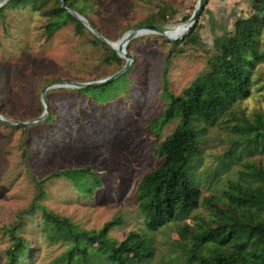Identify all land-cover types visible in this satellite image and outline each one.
Returning <instances> with one entry per match:
<instances>
[{
	"label": "rangeland",
	"instance_id": "rangeland-1",
	"mask_svg": "<svg viewBox=\"0 0 264 264\" xmlns=\"http://www.w3.org/2000/svg\"><path fill=\"white\" fill-rule=\"evenodd\" d=\"M78 2L100 32L114 42L150 20L183 23L198 0ZM52 6L54 1L44 10ZM164 9L167 23L162 22ZM44 10L35 11L31 4L9 7L0 17V113L11 122L33 121L43 114L42 91L47 82L98 81L124 67L102 63L106 51L93 43L94 34L87 27L83 35H77L70 22L48 38ZM254 14L250 1L210 0L179 45L159 34L141 35L126 50L132 56V71L83 93L75 88L48 91L49 114L36 125L15 127L0 121V264L6 263L7 250L13 244L8 228H16L29 245L20 264H62L60 257L69 244L49 240L40 205L86 230H100L121 219L109 231L112 239L122 242L128 234L140 233L153 242L152 264H188L177 244L176 226L193 225L198 216L207 215L203 203L187 217L150 233L135 198L140 181L162 163L155 154L157 144L174 132L178 121L161 129L160 140L151 124L167 106L165 84L174 95L190 87L208 71L211 56L233 34L236 21ZM259 41L264 50V25ZM254 81L249 99L232 104L214 123L196 121L201 132L194 180L204 198L216 195L227 200L224 192L231 181L263 185L240 175L248 157L220 162L233 140L247 135V130L233 129L244 123L242 110L251 119L257 112L264 113V61L258 65ZM251 161L264 169L263 155H254ZM63 170H70L71 176H56ZM41 181L44 196H39Z\"/></svg>",
	"mask_w": 264,
	"mask_h": 264
},
{
	"label": "trees",
	"instance_id": "trees-1",
	"mask_svg": "<svg viewBox=\"0 0 264 264\" xmlns=\"http://www.w3.org/2000/svg\"><path fill=\"white\" fill-rule=\"evenodd\" d=\"M52 1L54 6L45 11ZM61 1L8 0L0 9V17H4L9 7L21 8L31 4L35 11L44 10L47 15L45 34L48 38L70 22L74 23L76 34L83 35L86 27L62 7ZM250 2L255 14L236 21L233 34L213 53L209 69L204 75L179 95L170 93L165 84L167 106L164 113L151 124V129L160 140L161 129L174 120L178 121L174 132L157 144L155 154L162 163L140 181L135 198L144 217L145 228L150 233L187 217L203 203L207 215L198 216L193 225L179 223L176 226L179 235L177 244L187 257L188 264H264V169L258 168L251 161L254 155L264 156V113L257 112L251 119L247 110H242L244 123L234 125L233 129L237 132L247 130V135L243 139L235 138L231 149L224 153L220 161L225 163L248 157L245 170L240 175L261 181L263 185L252 187L231 181L224 192L227 200L216 195L204 198L195 183L193 169L199 152L201 132L196 121L214 123L232 104L240 105L249 99L256 84L255 71L264 61V50H261L259 41V33L264 25V0ZM65 5L88 19L100 32L78 0H65ZM165 10L161 13L163 23L168 22ZM145 24L157 25L160 22L150 20ZM93 36V43L101 45L106 51L102 63L122 68L124 60L98 37ZM179 44L178 41L173 43L175 46ZM85 89H81V92ZM0 104L3 105L2 99ZM230 116L235 118L232 113ZM69 171L63 170L56 176L69 177ZM43 184L44 181L39 183V196L45 195ZM39 209L42 212L44 232L49 240H62L69 244L60 257L62 264H152L154 248L151 238L140 233H130L126 240L118 242L109 236V231L120 224L121 219L106 223L100 230H86L43 205ZM15 230L7 229L13 244L7 250L5 264H20L29 250L26 240L17 235Z\"/></svg>",
	"mask_w": 264,
	"mask_h": 264
},
{
	"label": "water",
	"instance_id": "water-1",
	"mask_svg": "<svg viewBox=\"0 0 264 264\" xmlns=\"http://www.w3.org/2000/svg\"><path fill=\"white\" fill-rule=\"evenodd\" d=\"M209 1L210 0H198V3L195 7L193 14L191 15V17L187 21L184 22V24L188 25L186 33H184L183 35H181L175 39H171V38H168V39L173 41V42H177V41L182 40L193 29V27L197 24L199 18L201 17L202 13L204 12L205 7L208 5ZM7 2H8V0H2L0 2V9ZM61 2H62V7L64 9L68 10L69 13H71L79 21H81L85 27H87L96 37H98L102 42H104L109 48H111L113 51L118 53V55L121 58H123L126 61V63L124 65V67L119 72H117L116 74H114L108 78L102 79V80L92 81V82H84V83H76V82L56 83V84H51V85L47 86L42 91V99H43V105H44L45 110H44L43 114L38 119L33 120V121H28V122L15 123V122H11V121L7 120L0 113V121L7 124V125L15 126V127H30V126H33V125H36V124L42 122L47 117V115L49 114V104H48V99H47V92L50 90L60 89V88L84 89V88H88V87H97V86H101V85L110 83V82L114 81L115 79L121 77L126 71H128V69L131 66V61H132V56L128 55L126 50H124V47L128 46L132 40L139 37L140 35H144L145 33H153V34H159L162 36H167L166 31L174 25V24L143 25L139 28L130 30L120 40H118V41L122 42V46H120V48L117 49L113 46L114 42L108 40L96 28H94L90 24L88 19H86L84 16L80 15L79 13L68 9L65 5V0H62Z\"/></svg>",
	"mask_w": 264,
	"mask_h": 264
},
{
	"label": "bare ground",
	"instance_id": "bare-ground-1",
	"mask_svg": "<svg viewBox=\"0 0 264 264\" xmlns=\"http://www.w3.org/2000/svg\"><path fill=\"white\" fill-rule=\"evenodd\" d=\"M188 28L187 24L183 23H178V24H174L172 27H170L167 31V38H171V39H175L181 35H183L184 33H186ZM150 33H145L144 35H147ZM153 34V33H152ZM141 36V35H140ZM115 48L119 49L120 46H122V42L121 41H114V45ZM128 46L124 47V50H127Z\"/></svg>",
	"mask_w": 264,
	"mask_h": 264
},
{
	"label": "crops",
	"instance_id": "crops-1",
	"mask_svg": "<svg viewBox=\"0 0 264 264\" xmlns=\"http://www.w3.org/2000/svg\"><path fill=\"white\" fill-rule=\"evenodd\" d=\"M244 2H248V1H251V0H243Z\"/></svg>",
	"mask_w": 264,
	"mask_h": 264
}]
</instances>
